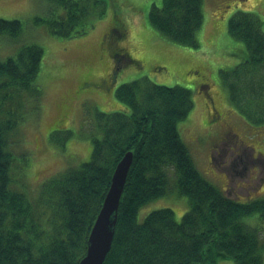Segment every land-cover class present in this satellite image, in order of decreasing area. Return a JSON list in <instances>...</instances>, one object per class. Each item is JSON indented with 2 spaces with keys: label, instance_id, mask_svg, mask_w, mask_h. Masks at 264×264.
Wrapping results in <instances>:
<instances>
[{
  "label": "trees",
  "instance_id": "trees-1",
  "mask_svg": "<svg viewBox=\"0 0 264 264\" xmlns=\"http://www.w3.org/2000/svg\"><path fill=\"white\" fill-rule=\"evenodd\" d=\"M51 1L56 4L52 15L36 16L32 22L46 25L54 36L83 34L107 10L104 0ZM203 4L204 0H162L161 6L149 8V23L164 38L196 46L204 23ZM245 4L249 0H228L222 11L230 13V37L242 42L247 52L241 64L222 73V80L237 109L253 124H264V31L256 14L242 9ZM113 19L105 42L114 69L129 62L142 67L122 47L126 26L117 11ZM25 29L20 20L0 18V38H17ZM43 56L44 48L32 43L22 47L17 57L0 60V264H80L115 168L130 151L133 161L112 248L103 264H264V226L252 227L244 221L258 215L264 223V198L241 203L226 193L228 188H217L198 171L179 130L193 105L186 87L147 77L123 83L115 91L121 107L97 113L100 137L92 138L89 161L45 181L34 196L18 185L12 149L18 125L7 103L33 88ZM101 81L110 88V79ZM212 100L208 102L217 114ZM63 119L57 124L65 125ZM172 191L190 203L181 222L170 208L154 210L139 221L144 205Z\"/></svg>",
  "mask_w": 264,
  "mask_h": 264
},
{
  "label": "rangeland",
  "instance_id": "rangeland-1",
  "mask_svg": "<svg viewBox=\"0 0 264 264\" xmlns=\"http://www.w3.org/2000/svg\"><path fill=\"white\" fill-rule=\"evenodd\" d=\"M104 1V16L85 33L68 38L54 36L46 25L32 22L36 16L52 15L56 4L51 0H0V18L20 20L26 27L17 38H0V60L17 57L22 47L32 43L44 48L33 88L6 105L13 109L18 125L12 136L16 183L34 196L45 181L69 166L89 161L92 138L100 137L97 113L116 111L121 107L115 96L117 88L147 77L155 83L191 90L193 105L188 117L179 123V130L201 175L217 188H228L226 193L232 198L239 195L241 203L264 198V124H253L237 109L222 80V73L232 71L247 54L244 44L228 33L230 13L222 12L228 0H204V23L196 46L164 38L150 25L149 8L152 4L161 6L162 0ZM249 3L242 9L256 14L264 31V0ZM116 11L126 26L122 47L142 67L129 62L114 69L105 37ZM105 78L110 79V88L99 84ZM84 82L88 84L82 87ZM210 97L220 118L208 102ZM62 116L65 125L57 124ZM164 208L172 209L181 222L190 203L172 191L144 205L139 221ZM244 221L252 227L264 226L258 215Z\"/></svg>",
  "mask_w": 264,
  "mask_h": 264
},
{
  "label": "water",
  "instance_id": "water-1",
  "mask_svg": "<svg viewBox=\"0 0 264 264\" xmlns=\"http://www.w3.org/2000/svg\"><path fill=\"white\" fill-rule=\"evenodd\" d=\"M132 161L133 152L130 151L117 164L111 186L90 232L86 255L80 264H103L105 262L112 248L119 205Z\"/></svg>",
  "mask_w": 264,
  "mask_h": 264
}]
</instances>
